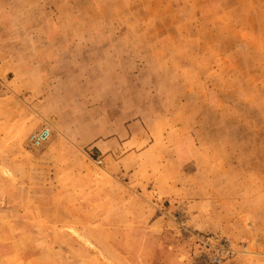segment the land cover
I'll return each mask as SVG.
<instances>
[{
    "label": "rangeland",
    "instance_id": "obj_1",
    "mask_svg": "<svg viewBox=\"0 0 264 264\" xmlns=\"http://www.w3.org/2000/svg\"><path fill=\"white\" fill-rule=\"evenodd\" d=\"M190 109L175 199L92 146ZM0 264H264V0H0Z\"/></svg>",
    "mask_w": 264,
    "mask_h": 264
},
{
    "label": "crops",
    "instance_id": "obj_2",
    "mask_svg": "<svg viewBox=\"0 0 264 264\" xmlns=\"http://www.w3.org/2000/svg\"><path fill=\"white\" fill-rule=\"evenodd\" d=\"M186 106L189 107L187 101L183 103V108ZM192 112L191 109L184 110L183 119L181 120L177 119L178 116L174 114L167 116V118H164V120L167 119V125L163 123V118L159 116L158 121H160V128L163 131L159 129L157 136L149 134L144 118L132 119L125 127L121 125L120 130L115 135L94 140L92 146L103 154L100 162L107 163L112 160L114 162L113 166L117 170L126 169L127 173L136 176L138 182L142 180L137 177V172L144 168L142 165L145 158L151 154V151L160 148L159 158H164L161 152L167 153L168 157L166 160L161 159L157 178L160 184L165 182V184L169 183L170 185V188L164 187L161 189V195L166 199H175V195L183 193L184 189L178 188L177 179H171V177H175L177 173L184 174L190 156L189 151L201 138L199 135L200 123L196 120L190 124L187 118L192 115ZM111 144L114 146H111Z\"/></svg>",
    "mask_w": 264,
    "mask_h": 264
},
{
    "label": "built area",
    "instance_id": "obj_3",
    "mask_svg": "<svg viewBox=\"0 0 264 264\" xmlns=\"http://www.w3.org/2000/svg\"><path fill=\"white\" fill-rule=\"evenodd\" d=\"M52 129L50 126H44L41 129L33 132L29 136V141L32 145L38 146L48 140L51 136Z\"/></svg>",
    "mask_w": 264,
    "mask_h": 264
}]
</instances>
